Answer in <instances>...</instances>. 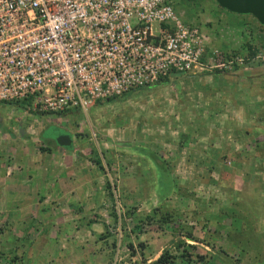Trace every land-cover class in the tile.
<instances>
[{
    "label": "rangeland",
    "instance_id": "1",
    "mask_svg": "<svg viewBox=\"0 0 264 264\" xmlns=\"http://www.w3.org/2000/svg\"><path fill=\"white\" fill-rule=\"evenodd\" d=\"M211 1L215 4L211 9L201 0H173L172 8L182 23L201 30L205 29L201 22L203 15L212 12L211 27L218 34L217 45L222 50L229 48V41L237 44L247 38L250 41L242 24H247V20L254 25L257 22L249 15L227 12ZM257 64L258 61L252 60L246 67L255 68ZM189 75L182 77L185 85L190 79L195 86L205 87L207 96H202L205 89L192 92L182 79L168 78L164 83L124 94L110 103L95 104L84 112L38 114L24 112L15 104L0 106L5 128L10 124L29 125L25 147L32 149L31 154L49 149L42 160H53L51 154L65 149L58 147L55 139L68 135L73 149L66 150L72 151L74 159L66 167L53 160L52 166L58 165L63 170H54V175L50 169L46 170L44 189L34 181L28 187L30 180L25 177L15 192L23 189L27 196L19 200L18 193L14 198L10 194L0 196V264H13L9 255L21 257L15 264H151L164 249L177 254L178 241L194 255L191 261L176 260L174 264H204L206 260H209L206 264H264V137L249 135L252 131L245 120L247 103L231 115L228 107L220 105L213 88ZM249 82L247 79L245 84ZM245 91L239 90L240 96ZM249 97L250 91L243 99ZM234 117L240 126L233 121ZM256 117L264 118V114L260 112ZM261 124L264 128L263 121ZM224 147L240 156L218 161L217 154ZM144 149L160 160L169 161L171 175L185 193L176 196L170 192L164 197L167 192L164 187L158 192L157 175ZM7 152L1 157L2 163L5 167L13 163V167L17 162L14 153ZM95 158L100 167L94 163ZM31 162L39 163L38 158H32ZM34 174L31 178L38 180L40 177ZM50 174L51 178L57 175L56 179L64 181L76 176L81 179L63 187L58 183L62 189L57 192L46 185L52 181ZM99 177L106 179L96 183ZM106 184L113 200L114 217L110 214L105 217L103 209L92 210L100 202L93 204L99 198L95 191ZM73 188L92 197V201L89 197L85 202L89 210L64 211L69 200H74L75 196L68 194ZM65 198L68 202L63 201ZM78 204L71 206L77 208ZM107 204L110 211L111 204ZM156 207H159L156 218L162 216L167 220L164 225L144 219L148 216L150 219ZM232 212L238 217L233 218ZM88 219L95 223L86 227ZM243 219L252 232L240 227ZM95 228L100 230L92 232ZM240 230L242 237L238 234Z\"/></svg>",
    "mask_w": 264,
    "mask_h": 264
},
{
    "label": "built area",
    "instance_id": "2",
    "mask_svg": "<svg viewBox=\"0 0 264 264\" xmlns=\"http://www.w3.org/2000/svg\"><path fill=\"white\" fill-rule=\"evenodd\" d=\"M167 0H0V103L86 111L173 75L264 63L225 59Z\"/></svg>",
    "mask_w": 264,
    "mask_h": 264
},
{
    "label": "crops",
    "instance_id": "3",
    "mask_svg": "<svg viewBox=\"0 0 264 264\" xmlns=\"http://www.w3.org/2000/svg\"><path fill=\"white\" fill-rule=\"evenodd\" d=\"M204 1H205V4H207L210 7V9L212 7H214V5H215L213 2H210V0H204ZM212 20H213L212 12H210V13L203 15V20L201 22H202V24H205L206 22L212 23L213 22ZM201 31L203 33H205L206 36H208L209 41H210L209 46L211 48L217 49L219 52H221L223 54H228L232 51H238V52H240V54L245 53V48H243V45L246 42H243L244 44L243 43L237 44V43H234L232 41H229V48L228 49L225 48L224 50H222L217 45L218 34L216 32H214L209 27H206L204 30H201ZM251 40H253L252 37H251L250 41L248 39L249 42L247 41L248 45H250V46L253 45ZM224 43L228 44L227 41H224ZM184 75H189V74H184ZM171 77L182 79V81H183V78H182L183 75H173ZM189 77H193L194 80H196L198 82H203L204 84H206L207 87L213 88L216 92L214 94H217L218 99L220 98V100H221L220 105L222 107L224 105L225 106L224 108L228 107L229 111L231 112V115H232V112L234 113L236 111H239L240 106H243L245 103H247L248 108H246L247 114H246L245 120L248 121L247 127H249V130L252 131V134L250 132L249 135L254 136V137H257V136H259V137L263 136L264 137V128H263L262 124L260 125V123H262V121L264 122V118L256 117L257 115H259L260 112L264 114V65H258L257 64V67H255V68H251V67L247 68L246 66H244V67H241L238 70H235L234 72H231V73L227 72V73L221 74V73H217V72L216 73L201 72V73H198L196 75L195 74L189 75ZM247 79L249 81H251V82H249L250 84L249 83L245 84ZM217 81H220L221 83L217 86H213L212 83L217 82ZM193 82L190 79H187L186 85L188 86L187 89L189 88L190 91L196 92L198 90H204L205 89V87H202V85L201 86H197V85L195 86ZM183 84L185 85L184 81H183ZM236 84H242L244 86L246 85V87H244L243 89L242 88L238 89V88H235ZM247 85H248V87H247ZM194 88H196L197 90H194ZM239 90H246V91L244 92L243 95L240 96ZM205 91H206L205 94H202V96L208 95L207 89H205ZM249 91H250V97L247 98V100H244L243 97L245 95H247L249 93ZM197 95L198 94L196 93V96ZM219 95H221V96L219 97ZM202 98H204V97H202ZM218 99H215V100H218ZM250 105L253 107L249 108ZM0 106H4V105H0ZM259 107H262V109H260ZM221 114H225V113H221ZM236 114H238V113H236ZM227 119H230V118L228 117ZM234 120L238 121V119H236V117H234L233 121ZM257 120H258V122H257ZM238 125L240 126V122L238 123ZM18 131L20 132V134H18ZM26 135H28V136L30 135L28 124H27V126H24L21 123L10 124L9 128L8 127L5 128L4 125L2 124L1 119H0V147H1L0 148V187L1 186L3 187V185H4V188H0V196L1 195L9 196V194H10V197L14 198L15 195L18 193L19 197L17 196L18 197L17 199L18 200L22 199L23 196L25 197L28 195L27 191L22 189V190H20L21 192H19V190H18V192H15V188H20V184H21V182H23V179L25 177H28L30 180V182L27 185L28 187L34 181V182H36L35 184L41 185L40 186V188H41L45 185V182L43 180H44V178H46V175H45L46 170L50 169L53 172L54 170L58 171L60 169L59 167H57L58 165L52 166V164H54L53 160H57V161H59L58 163H62L61 166H63V167L68 166L70 164V162H72L74 160L73 157L71 156V155H73V154H71L72 151L70 152V151L66 150V148L63 150H58L57 152L55 151L53 154H51L50 156L53 157V160H49V158L42 160L44 153H46V152L48 153L49 149H47L48 151H44V149H38L37 152L35 151V152H32V154H31L30 152L32 151V149L29 147H25V146H27V144L25 143L26 138H27ZM16 146L18 148H16ZM70 149L72 150L73 148L71 147ZM7 151H12L14 153L13 154L14 160H16L17 162H16V164L13 165V167H12L13 163H9L7 165V167H5V164L2 163L1 157L4 153L8 154ZM108 151L109 150H107V152ZM110 151H114L113 148H111ZM114 152H112L111 154H114ZM119 152H116V154ZM30 154L32 156H30ZM32 158H34V159L38 158L39 163L33 164V162H31ZM46 162H47V164H46ZM21 163H23V166L21 165ZM41 166L43 168V171H41V168H40ZM15 168H16V171H18L17 173L14 171ZM36 169H39L38 172ZM62 170H63V168L60 169V171H62ZM32 173H35L37 175V176H35V174H34L35 177H40V178L38 180L32 179L31 178ZM38 173H39V176H38ZM54 174H55V172H53V175ZM50 176H52V175L50 174L49 177ZM56 178H57V175L53 176V178L50 177V179L52 181L49 183L46 182V185H47V187H51L50 189L52 191L55 190L57 192H58V188L62 189L59 186V184L63 187V186H66L67 184L73 183L74 180L79 181L81 179L79 176L73 177L71 180H66V181L62 180V178L61 179H56ZM104 179H106V178L99 177L96 180V183H99ZM61 182H64V183L62 184ZM85 184H89V183L86 181ZM6 185L8 186L7 188H6ZM44 188L45 187H43V189ZM102 189H103V191H102ZM104 190H106V188L104 187V185H102L101 188H98V191H95V193L99 194V198H98V200H93V204L96 203L95 201H97V202L100 201V202H98V205H94L95 207L92 210L100 209L102 211V209H103V210H105V213H104L106 215L105 217H108L109 216V206H108L107 202L110 204V202H109L110 200H108V197H107V195H108L107 190L106 191H104ZM71 191L72 192H68V194H71L72 197L75 196L73 198L74 200H69V203L65 205L66 208L63 207L64 211L67 210V212H73V210L76 209L79 213H81V208H83V209L85 208V209L89 210V208L86 207V206H89V204H87V203L85 204V202L87 199H89L90 196L87 197V194L84 191L79 192L75 188H73ZM90 198L92 201V197H90ZM65 199L66 200H63V201L68 202L67 198H65ZM9 200H11V199H9ZM77 203H79L77 208H73L71 206V205L76 206ZM107 214H108V216H107ZM91 230H92V232L93 231L98 232L100 229L98 230V228L97 229L95 228V229H91Z\"/></svg>",
    "mask_w": 264,
    "mask_h": 264
},
{
    "label": "trees",
    "instance_id": "4",
    "mask_svg": "<svg viewBox=\"0 0 264 264\" xmlns=\"http://www.w3.org/2000/svg\"><path fill=\"white\" fill-rule=\"evenodd\" d=\"M168 2H169V4H170V6L171 7H173V0H167ZM177 1H182V0H177ZM203 3H205V1L204 0H201ZM212 2V1H211ZM173 9V8H172ZM197 12H198V9H197ZM240 21V20H239ZM214 22H212V23H210V22H206L205 24H202L203 25V27L204 28H206V27H209L210 29H212V24H213ZM242 25H245L244 26V29H243V33H245L247 36H248V34L250 35V37H252L253 38V40H251L252 41V43H259V44H261V43H263L264 42V27H262V26H260L258 23H255V25L253 24V23H251V21L250 20H247V24L246 23H244V24H242ZM199 30H201L200 28H199ZM249 39V38H248ZM248 39L246 40V41H244V42H246L244 45H243V48H245V54L243 53V54H240V52H238V51H232V52H230V53H228V54H223V53H221L220 52V54H222V56L225 58V59H232V58H234V57H237V56H243L244 58H251L253 55H254V53H255V51H256V49L255 48H253L252 47V45L250 46V45H248ZM248 41V42H247ZM244 51V50H243ZM239 68H236L235 66H233V68H232V71H230V72H228V73H231V72H234L235 70H238ZM227 73V71H224V70H219V69H214L213 71H211V73ZM167 81V78H163V79H160L158 82H157V84H159V83H164V82H166ZM143 89H145V88H143ZM143 89H134V90H132V91H129L128 93H131V92H136V91H138V90H143ZM127 94V93H126ZM117 98H111V99H108L106 102L107 103H110V102H112V101H114V100H116ZM16 105V103H14V102H2V103H0V105H7V106H13V105ZM137 151V150H136ZM144 152H145V154H147L146 156L148 157V158H150V161L152 162V166H153V168H154V170H155V172H156V175H157V181H156V185H157V189H158V192H162L163 190V187L165 188V189H167V192L166 193H164L163 194V196L164 195H168V193L170 194V192L172 193V192H174V194L176 195V196H179V195H182L183 194V192L185 191V190H183L182 189V187L180 186H177V182H176V180H175V178L171 175V171H172V169H171V164L169 163V161L168 160H160V158L159 157H156V155H154L153 153H151L149 150H146V149H144L143 150ZM135 152V151H134ZM138 152V151H137ZM139 153V152H138ZM143 153V152H142ZM141 154V153H140ZM152 156V157H151ZM231 156H232V159L234 160L235 158H237L238 156H240V153H237V152H230V151H228V149L227 148H220V150H219V153L217 154V158H218V161H221V160H223V159H227V158H231ZM220 159V160H219ZM108 163V161L106 162V164ZM110 163V162H109ZM95 164L97 165V166H99V165H101L100 163H99V160L98 159H96L95 158ZM233 164H235V162H233ZM100 167V166H99ZM109 167V166H108ZM152 168V169H153ZM153 170V171H154ZM219 173L221 174L222 173V171L220 172L219 171ZM195 177H198V174L197 175H195ZM106 189H107V184L104 186ZM153 188H154V196H155V185L153 186ZM185 193V192H184ZM157 195L158 196H161V194H159V193H157ZM107 197H108V200H110L109 202L110 203H112L113 202V200H112V196H111V193H109L108 195H107ZM165 197V196H164ZM113 207H111V209H110V211H109V214L112 216V217H114V212H113V209H112ZM159 209V207H156V208H154L153 209V214L151 215L152 217L149 219L148 217H145L144 219H146V220H149V221H153V223H156V224H161V225H164L165 223H167V220H164V217L162 218V216H160L159 218H156V215H155V212L157 211ZM126 211H129V209H127ZM131 214H132V212H131ZM238 214L235 212H232L231 213V216L233 217V218H237L238 216H237ZM127 216H128V214H127ZM140 222L141 221H143V219L142 220H139ZM169 221V220H168ZM92 223H95V221H93V220H90V219H88V221L86 222V227H88V226H90V224H92ZM160 225V226H161ZM245 225H248L247 224V222L246 221H244V219L240 222V227L242 228H246V226ZM246 230L248 231V232H252L251 231V229L249 228H246ZM238 234H239V237H242V231L240 230L239 232H238ZM26 236V235H25ZM187 237H190L189 235H187ZM191 239H193V238H191ZM241 239H243V238H241ZM184 243L183 242H181V241H178L176 244H175V249H176V251H178V253L177 254H170L166 249H164V250H162V252L160 253V255L158 256V258L155 260V261H153L151 264H174V263H176V260H181V261H186V262H188V261H191L193 258V255L194 254H190V253H188L185 249H184ZM190 249H194V246H188ZM8 257H10V260L9 261H11V262H13V264H15L14 262H19V260H21V257H18V256H15V255H9ZM197 258L198 259H202V257H200L199 255L197 256ZM209 260H206L205 262H204V264H206L207 262H208ZM185 262V263H186Z\"/></svg>",
    "mask_w": 264,
    "mask_h": 264
},
{
    "label": "water",
    "instance_id": "5",
    "mask_svg": "<svg viewBox=\"0 0 264 264\" xmlns=\"http://www.w3.org/2000/svg\"><path fill=\"white\" fill-rule=\"evenodd\" d=\"M218 7L236 15H249L264 27V0H213ZM20 134V132H19ZM57 146L69 148L71 138L61 135L55 139Z\"/></svg>",
    "mask_w": 264,
    "mask_h": 264
},
{
    "label": "clouds",
    "instance_id": "6",
    "mask_svg": "<svg viewBox=\"0 0 264 264\" xmlns=\"http://www.w3.org/2000/svg\"><path fill=\"white\" fill-rule=\"evenodd\" d=\"M253 45H252V47L253 48H255L256 49V51H255V53H254V55L251 57V58H246L247 60H250V59H253V57L256 55V53H257V47H258V45H260L259 43H252ZM246 53V52H245ZM244 53V54H245ZM240 57H243V56H240ZM244 58V57H243ZM258 65H264V63H260V62H258ZM246 66V65H245ZM173 78V77H172ZM157 84V83H156ZM155 84V85H156ZM143 89V88H142ZM128 94V93H127ZM119 98V97H118ZM16 105H17V107L18 108H20V109H22V107H21V105H20V103H16ZM23 110V109H22ZM73 111V110H72ZM66 112H70V111H66ZM66 112H63V113H66ZM38 114H44V113H38ZM45 114H51V113H45ZM71 142H72V138H71ZM107 190V189H106ZM113 203V202H112ZM112 203H110L111 204V207H112Z\"/></svg>",
    "mask_w": 264,
    "mask_h": 264
},
{
    "label": "flooded vegetation",
    "instance_id": "7",
    "mask_svg": "<svg viewBox=\"0 0 264 264\" xmlns=\"http://www.w3.org/2000/svg\"><path fill=\"white\" fill-rule=\"evenodd\" d=\"M71 148V147H70Z\"/></svg>",
    "mask_w": 264,
    "mask_h": 264
}]
</instances>
